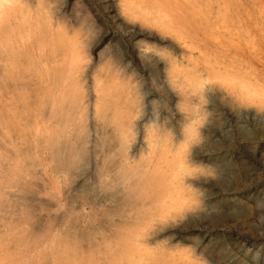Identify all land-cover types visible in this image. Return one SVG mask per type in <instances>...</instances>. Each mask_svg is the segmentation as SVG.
<instances>
[{"label":"bare ground","instance_id":"bare-ground-1","mask_svg":"<svg viewBox=\"0 0 264 264\" xmlns=\"http://www.w3.org/2000/svg\"><path fill=\"white\" fill-rule=\"evenodd\" d=\"M107 12L103 22L113 29L117 54L105 61L111 46L98 50L97 41L90 40L98 34L79 0H0V142L5 147L3 152L0 146V240L6 241L0 264H201L181 249L183 257L173 253L175 248L165 242H148L157 224L201 205L200 193L184 183V176L194 172L192 144L211 128L200 122L219 111L237 130L262 125L257 129L264 133V0H115ZM120 59L129 74L115 68ZM87 69L92 97L77 85ZM133 83L155 85L164 91L167 104L172 90L178 95L175 104L185 119L182 136L165 148L159 149L156 140L148 142L151 148L144 154L130 150L142 120L138 115L148 108L146 93ZM88 105L97 121L96 127L89 126L95 130L96 166L113 182L100 190L107 196L120 193L112 210L118 221L106 228L90 214L82 224L86 215L78 213L63 229L52 223L37 229L41 221L33 218L41 205L34 210L27 194L35 200H41L35 196L41 191L56 194V187L80 170L89 139ZM150 115L156 124L154 108ZM23 120L26 131L14 132ZM109 125L110 131L102 130ZM28 151L37 159L27 160ZM97 189L80 191L84 195ZM20 204L26 209L15 211Z\"/></svg>","mask_w":264,"mask_h":264},{"label":"rangeland","instance_id":"rangeland-1","mask_svg":"<svg viewBox=\"0 0 264 264\" xmlns=\"http://www.w3.org/2000/svg\"><path fill=\"white\" fill-rule=\"evenodd\" d=\"M79 3L81 6L85 7L88 10V14L93 19L92 22L94 24V31L98 34H96L97 36H94L90 40H94L93 42L97 41V43L100 45L98 50L103 49V47L106 48L109 45L111 46L110 50L108 51V57L104 56L105 61L109 60V58L113 54H117L116 49L113 47V44H115V37H111V30H113L111 25L105 27L103 20L105 21V16L108 13L107 11L109 10L110 6L115 3V0H79ZM94 13L96 16L94 15ZM100 13H102L101 16ZM103 15L104 17H102ZM101 32H104V34L106 32L107 34L102 40L99 36ZM106 37L108 38L107 41L105 39ZM109 39L111 41H109ZM97 47L98 45H96V47L92 46L91 57L94 63H96L98 60V50H96ZM105 61L104 59L102 60V62ZM124 64L125 59L123 61L120 59L115 65V68H119L120 71H125L126 74H129L130 71L129 69H126L124 67ZM90 70L91 69H87L83 71L81 75L86 77L80 79L83 81L77 82V85L81 90H83L84 88V93L91 92L90 95L92 97V93L94 92L92 90ZM78 75V78H80V73ZM89 77L90 80L88 79ZM135 85L136 83L134 84V86ZM31 86L32 85H30V87ZM6 90L7 89H4L3 91ZM137 90L139 91V93H142L143 91V93H146L145 104L146 108L147 106L148 108L145 115H143L142 117L141 115H138L142 120H140L138 124H136L135 136L137 139L134 137L135 141L133 140L134 142H131L130 150H134L136 152V150L141 149L142 154H144V152L146 153L151 148V145L148 142L158 140L160 142V149V146L164 147L166 143L180 138L182 136V122H185V119L184 116H182L183 113L180 112L175 104V102L178 101V95L176 94V92L172 90L171 93L175 97L173 96L170 99V103L167 104L168 98H166L164 91L159 92L158 88L155 85H138ZM5 94H7V92ZM191 98L192 100H194L193 98H195V96L193 97L192 95ZM210 103H212L215 108L217 107V104H215L213 98L210 99ZM87 108V127L89 131V139L86 143V148L82 153V156L80 157V170L76 171L72 181H64L65 184L62 183L60 184L61 186L59 185L58 188L56 187V194L55 191H47L45 193L41 191L35 194V196L41 198L42 201L38 199H36V201L35 199H32L31 194H27L29 197L27 201L30 204H33L34 210L38 207L37 210H35L36 215L33 212V214L35 215L33 219H38V222L41 221L42 224H36L38 227L37 229L41 230L43 229V225L49 223H52V225L55 226L56 230L63 229V227L69 223V220L73 218L74 215L76 216L78 213H83L84 215H86V218L83 220L84 222L82 221V224H85L88 221L86 220L87 218H89L87 217V215L90 214H92L91 219L93 218L95 222L106 228L109 227L112 223L118 221V217L113 213L112 210L113 206L115 205V201L113 200V198L120 195V193L116 194L115 196L109 194L107 196V193L100 190V186H103L104 183L108 182L109 180H111L112 182V179H110V176L104 174L101 175L97 169L96 159L98 158V156H95L94 154L95 148H97V146L94 145L96 140L94 126L96 127L97 121L95 122V119L90 112L91 106L88 105ZM153 108L157 113V118L155 119L157 121L156 124H154V120H151L153 119V116L150 115V112L151 110H153ZM218 112L219 111H213L209 117L210 119H203V122H200L201 124H209L211 128L209 130L202 131V133L199 135L200 138H198V140L194 142L195 144H192L190 155L193 157L192 161L194 162V164L192 165V168L194 169V172L192 174L184 176V181L186 182L182 181L186 183L185 187L188 190H196L197 194L200 193L199 203L201 205L191 207L194 211H192L191 208L183 209V212L168 224H164L162 226H158L157 224L156 227H153L152 232L149 236L150 239L148 238V242H150L149 246H153L157 242H165L166 245L175 248V250L177 249L176 251L174 250L173 253H180L183 257V254L181 252L186 251L188 252V254H192V257L194 259H199L198 261H200L201 264H264V160L262 158V155L264 154V133L258 132L257 129V127L263 126L253 125L249 126L245 131L237 130L233 126V121L232 123L230 121H226L219 115ZM23 118L24 115L22 119ZM136 119H138V117H136L135 120ZM161 121H163V123ZM164 122H166L167 124L165 123L164 125ZM152 124L154 127L152 126ZM91 125L94 126L89 127ZM138 125L140 127H138ZM17 126L19 128L17 127L14 132H16L20 128H23L26 131L27 121L23 120V123ZM224 126L226 128L223 129ZM146 129L149 131H147ZM102 130L110 131V125L108 129L102 128ZM161 137L162 139H160ZM255 144H257V146H255ZM1 145L3 148L2 151L4 152L5 147L0 142V146ZM168 145L166 147H168ZM106 149H109V146H106ZM254 151L256 152L254 153ZM28 153L31 154L27 155ZM28 153L25 152L24 154V157L27 158V160H33L34 157H37V155L32 154L31 151H28ZM81 159H83V161ZM201 167H204L205 169H207V171L200 172ZM94 185L98 188L96 193L87 190V194L83 195V193L80 191L81 188L84 189L85 186ZM62 186L63 188H61ZM187 189L184 193L186 194L185 197H187L188 194ZM48 193L50 196L48 195ZM45 195L46 197H44ZM189 197L190 196H188V198ZM43 198H45L46 201ZM50 198H53L52 201ZM57 198L59 200H57ZM16 199L17 198L14 196L12 197L11 201L15 200V203L17 202ZM55 200H57L56 203ZM58 202L60 203V205L58 204ZM72 202L75 203L73 204ZM37 204H40L41 206L36 207ZM42 204L45 211H43ZM51 204L55 208L57 206L56 210ZM68 204H70V207L68 206L69 209L67 208ZM21 206L22 205L20 204L18 210L15 209V211H24L26 209L25 207L22 208ZM62 208L64 212L62 211ZM38 209L40 212L38 211ZM44 212H46L47 215H45ZM56 217L58 218L56 219ZM30 218H32V216H30ZM41 219L45 221H42ZM23 227H26V225H24ZM0 244V252H2L3 250L1 249L6 246V241L0 240ZM14 253H16L17 257L19 255L22 256L21 253L18 254V251Z\"/></svg>","mask_w":264,"mask_h":264}]
</instances>
